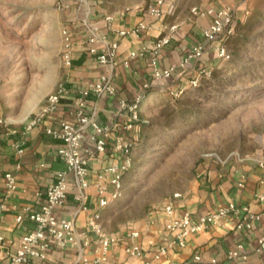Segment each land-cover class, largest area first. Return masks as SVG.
<instances>
[{
    "label": "rangeland",
    "instance_id": "obj_1",
    "mask_svg": "<svg viewBox=\"0 0 264 264\" xmlns=\"http://www.w3.org/2000/svg\"><path fill=\"white\" fill-rule=\"evenodd\" d=\"M158 2L167 10L174 6L162 28L177 22L175 33L182 32L193 20L192 35L204 52L165 80L166 99L145 105L141 117L149 126L133 150L123 195L103 213L114 230L192 189L202 164L264 157V0H0V116L24 127L43 113L73 67L62 58L65 28L74 47L87 25L99 29L107 16L146 11ZM223 8L231 9L234 38L206 42L203 31L213 20L208 10ZM221 42L226 60L218 55ZM199 74L200 85L189 86ZM180 86L187 88L177 102L172 91Z\"/></svg>",
    "mask_w": 264,
    "mask_h": 264
},
{
    "label": "crops",
    "instance_id": "obj_2",
    "mask_svg": "<svg viewBox=\"0 0 264 264\" xmlns=\"http://www.w3.org/2000/svg\"><path fill=\"white\" fill-rule=\"evenodd\" d=\"M173 14L174 12L167 15ZM141 20L153 24L152 28L141 36L122 37L117 32L118 29L132 27ZM163 21L164 18L156 20L142 9L118 13L112 22H106L104 19L101 21L99 35L104 36L108 42L119 43L117 64L113 70L117 93L114 96L104 93L98 96L90 93L87 97L86 113L100 124L111 125L113 136L120 133V127L126 118V111L120 110L121 100L130 102L137 93L143 92L142 113L146 109L145 105L166 99L162 94L167 88L164 84L165 80L158 82L153 80L151 63L152 46L162 30ZM193 22L190 20L184 31L175 33L171 42L162 49L158 56L159 67L179 65L187 51L197 43V39L191 32L195 29L192 26ZM87 34L86 30L76 38L73 61L77 62H73V67L69 70L65 80L69 90L56 111H52L41 123L26 132H24V125L19 122L12 124L17 128L16 134L10 135L4 130L0 131V201H4L7 205L0 218V235L3 236V241H0V261L8 252H14L21 236L34 227L29 219L18 222L17 213L25 205L40 207L46 199L48 186L56 181L59 171L67 168L66 163L56 153L61 140L48 134L45 127L58 126L62 120L75 123L81 91L99 80L102 74L110 72L109 66L100 64L96 57L89 53ZM133 50L137 52L144 50V53L130 59L126 64L125 60ZM190 64L178 67L170 80L177 78ZM181 81V79L175 80V83L178 84ZM146 82L151 86L142 90V85ZM92 134L91 126L84 129V146L92 145ZM138 134L139 129L138 131L136 129V138ZM20 139H24L25 142L23 153H18L14 145ZM110 145L106 153H96L90 159L91 185L86 191L90 209L78 211L79 203L74 199V185H72L73 175L69 173L72 183L67 201L55 210L58 216L75 220L78 242L66 248L54 245L47 251L48 258H33L27 264H64L74 262L82 255L89 257L88 264H142L143 261L154 260V255L160 246L167 247V251L155 262L156 264L183 262L195 254L201 256L202 264H211L213 259L218 264L226 262L264 264V249L258 250V239L264 233V200L259 198V194H264V168L259 166L258 160L255 159L231 160L221 165L202 164L197 174L199 178L193 188L171 198L177 213L189 211L195 218L231 202L237 205H248L253 212L260 214V218L253 222L252 228L239 229L236 227L235 216H228L199 233L191 234L187 238L186 246L180 247L174 242V236L166 230L165 226L169 218L164 213L163 207L150 211L147 218L134 224H125L117 230L110 228L103 219L106 207L102 213L103 230L115 236L116 239L110 245L107 260L94 262L100 253L103 238L101 234L88 227V218L97 205V191L94 186L97 173L118 156ZM7 171L15 173L18 179V188L9 195L4 186V174ZM134 230L139 231V235L135 238L130 236V232ZM132 243L141 246L142 255L132 256L125 251L126 246ZM237 246H243L241 255L229 259V251Z\"/></svg>",
    "mask_w": 264,
    "mask_h": 264
},
{
    "label": "built area",
    "instance_id": "obj_3",
    "mask_svg": "<svg viewBox=\"0 0 264 264\" xmlns=\"http://www.w3.org/2000/svg\"><path fill=\"white\" fill-rule=\"evenodd\" d=\"M161 2V1H160ZM158 2L155 5L148 6L146 12L157 19H163L168 13L174 12V6L170 9H165L162 4ZM194 11L196 8L193 9ZM208 12L213 16L211 23L206 26L203 31V36L207 41H222V36L233 33L231 9H209ZM106 22H112L113 16H107ZM153 24L146 20L139 21L136 25L128 28H120L117 30L119 35L139 37L144 32L149 31ZM179 27V23L172 22L165 24L160 31L156 42L152 46L153 65L152 76L156 82L163 80H170L178 67H184L196 59H200L204 52V45L200 42L193 45L182 58L179 65H170L161 68L158 66V56L162 49L168 45L175 32ZM98 27L87 25V42L89 44V53L96 57L100 64L109 66L110 72L102 74L99 80L92 83L88 88L81 91L78 99V109L76 111V122L72 123L66 120L59 122L58 126H46L45 131L54 138L61 140L60 146L57 148L58 157L66 163V170L59 171L56 181L48 186L46 190V199L35 208L31 205L23 206L16 215L18 222L24 219H29L34 227L23 234L19 240L18 247L14 252H8L6 257L0 261V264H27L33 258L46 259L47 251L52 246L66 248L76 244L78 235L76 230L75 220L73 218L58 216L56 208L65 204L67 201L70 189L71 180L69 173L73 175L74 185V199L79 203L78 211H86L90 209L87 203L86 191L91 185V167L90 159L96 153H106L108 151L110 142L113 150L118 154L113 162L103 167L97 174V180L94 182L97 205L88 218V227L102 235V245L99 250V255L94 262H103L107 260L108 252L112 241L116 239L112 234H107L102 226V213L112 201L118 199L123 195L124 182L123 176L129 171L134 164L133 157V143L136 139L135 131L137 129V122L141 118V103L144 98L143 92L137 93L134 99L130 102L126 100L120 101V110L126 111V118L120 127V133L112 135V126L109 124H100L86 113L87 97L90 93L98 96L108 94L116 95L117 86L114 83L113 70L117 64V51L119 43L117 41L108 42L104 36L98 33ZM65 48L62 54L63 61L66 66L73 65V44L74 38L70 28H65L63 31ZM218 55L226 60L229 53L225 45L221 42L217 46ZM142 51H131L129 57L125 60L128 64L129 60L136 58L143 54ZM206 74V73H205ZM202 75H196L189 81V86L197 87L200 85ZM151 86L146 82L142 85V90H146ZM187 86H180L172 94L178 97L182 94ZM68 87L65 82L59 84L54 93L50 94L43 107V113L35 116L24 127V132L30 130L52 111H56L62 98L68 93ZM91 126L93 129L92 139L93 143L90 146H84V129ZM0 128L8 134L13 135L17 133V128L12 126V122L7 118L0 116ZM24 139L15 142V147L18 153L24 152ZM259 166L264 168V157L258 160ZM4 186L6 193L12 194L18 188V179L15 173L7 171L4 174ZM179 196L178 193L174 197ZM259 198L264 200V194H259ZM4 201H0V218L6 208ZM164 213L168 216L166 222V230L174 236V242L180 247L186 246L187 238L191 234L199 233L205 230L210 225L216 224L223 218L228 216H235L237 219L236 227L252 228L253 222L260 218V214L253 212L248 205H237L229 203L218 207L217 209L208 213L202 214L195 218L191 212L184 211L177 213L175 204L172 200L168 201L163 206ZM139 235V231L134 230L130 232V236L135 238ZM0 241H3V236L0 235ZM243 246H237L229 251L228 258L234 259L241 255ZM264 249V233L258 239V250ZM125 251L132 256H140L143 250L140 245L132 243L126 246ZM167 251V247L160 246L157 253L154 255V260L143 261L142 264H156L155 262ZM89 257L82 255L74 262H67L64 264H88ZM170 264H202V258L199 254H195L192 258L180 262L174 261ZM211 264H218L213 259ZM223 264H230L229 262Z\"/></svg>",
    "mask_w": 264,
    "mask_h": 264
},
{
    "label": "trees",
    "instance_id": "obj_4",
    "mask_svg": "<svg viewBox=\"0 0 264 264\" xmlns=\"http://www.w3.org/2000/svg\"><path fill=\"white\" fill-rule=\"evenodd\" d=\"M234 33H231V34H226L224 36H222V42H225L227 43V41H229L230 39L234 38ZM74 63H76L77 61H73ZM214 71V70H213ZM176 101L178 102V97L176 98ZM137 131L139 129V134L137 136V138L134 140V143H133V147H132V150H134L135 146L139 143L140 140H142L144 138V136L146 135L145 134V130L146 128L149 126V121H144L142 120V117L140 118V120L137 122ZM3 129L0 128V131H2ZM131 170V169H130ZM129 170V171H130ZM127 171L124 175L127 176L126 174L129 172ZM123 176V179L124 177Z\"/></svg>",
    "mask_w": 264,
    "mask_h": 264
}]
</instances>
